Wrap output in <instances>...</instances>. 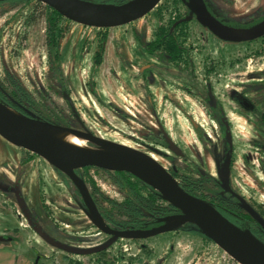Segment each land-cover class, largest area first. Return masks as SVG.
<instances>
[{"label":"rangeland","instance_id":"rangeland-1","mask_svg":"<svg viewBox=\"0 0 264 264\" xmlns=\"http://www.w3.org/2000/svg\"><path fill=\"white\" fill-rule=\"evenodd\" d=\"M214 3L235 20L264 13V0ZM33 6L34 2H26L0 13V78L7 71L34 99L35 95L50 98L65 113L69 110L63 98L70 97L79 120L96 136L147 153L164 167H170V158L181 173L194 177L189 170L194 163L212 176L216 172L209 151L201 147L184 114L203 127L211 144L222 148L220 131L198 94H207L204 76L209 77L230 125L232 187L264 207V130L256 113L238 104L245 98L256 111L264 106V52L255 56L263 50L264 39L223 42L191 21L187 34L192 77L164 56L145 52L140 41L152 40L161 25L151 12L146 18L108 29L102 63L92 71L98 30L71 23L61 40L60 81L48 70L44 17L29 19ZM209 67L215 73L208 74ZM157 121L185 159L169 157L168 150L150 142L158 133ZM57 174L42 158L30 157L0 137V264H235L214 243L186 233L140 242L120 240L97 255H68L50 247L38 232L79 252L98 251L111 242L90 224L79 209V198L72 195L73 188ZM88 178L104 195L122 199L102 172L89 170Z\"/></svg>","mask_w":264,"mask_h":264},{"label":"water","instance_id":"water-1","mask_svg":"<svg viewBox=\"0 0 264 264\" xmlns=\"http://www.w3.org/2000/svg\"><path fill=\"white\" fill-rule=\"evenodd\" d=\"M34 1L53 9L72 23L95 29H111L140 20L161 2V0H129L120 5H111L85 0ZM188 6L191 12L195 13L197 21L221 41L247 42L264 35V21L248 30L225 29L208 13L201 0H188ZM190 19L191 17H187L183 21L188 22ZM66 100L72 113H75L73 103L68 96ZM208 101L213 107L216 106L210 90ZM16 112L0 103V137L9 144L42 158L53 169L62 173L79 193L84 205L83 210L90 224L101 233L112 237L109 245L116 239L143 240L192 224L235 263L264 264L263 243L249 230L236 227L208 203L185 192L169 171L149 155L97 137L88 131H79L42 121L31 113L23 115ZM224 125L226 140L231 148L227 122H224ZM160 130L169 151L175 156H183L182 151L161 127ZM62 134L80 138L92 147L86 145L88 148L83 149L69 145L60 140ZM229 159V153H227L224 170L220 174L221 187L224 191H230ZM84 168L127 173L155 190L164 201L179 210L180 214L166 218L163 225L150 230H114L105 224L85 183L75 173L76 170ZM233 195L239 200L243 209L264 227V220L237 194L233 193ZM26 217L28 218V214ZM38 235L45 242L52 244L51 240L41 232H38ZM55 246L60 250L70 251L59 244Z\"/></svg>","mask_w":264,"mask_h":264},{"label":"trees","instance_id":"trees-1","mask_svg":"<svg viewBox=\"0 0 264 264\" xmlns=\"http://www.w3.org/2000/svg\"><path fill=\"white\" fill-rule=\"evenodd\" d=\"M92 3L98 4H111L120 5L128 2L129 0H85ZM183 0H162L155 8L154 11L159 18L161 25L157 28L154 34L153 40L150 42L140 41L145 52L149 55L160 54L167 58L169 62L173 65L181 67L187 66L191 63V50L192 46L188 42V29L187 23L181 18L185 14L181 15V10L184 8ZM210 13V15L221 25L228 29H241L245 27H252L260 24L264 21V13L259 16L256 20L251 22H244L243 20H235L229 18L227 13L218 8L215 5V0H201ZM26 2H32V0H4L0 1V13H3L7 9L16 7L19 4H24ZM6 9V10H5ZM150 14V13H149ZM147 14L144 18H146ZM187 14H193L189 8H187ZM39 16H43L45 20V46L48 59V70L53 73L60 81L62 80L60 76V46L61 40L66 36L67 25L72 22L66 20L60 16L53 9L39 3L34 2L33 10L30 15V21H35ZM195 16V15H194ZM177 22V23H176ZM108 29H103L98 31V45L97 50L93 54L91 70L93 71L96 67L101 65L103 60L104 45L107 39ZM263 54L261 52H256V55ZM211 67L209 70H212ZM63 91L68 95V91L63 88ZM21 100L22 104L29 105V107L37 106L39 109L38 115L42 121H47L55 125H60L64 127H71L72 121H75V115L71 110L65 113L61 108L55 106L56 104L50 98L44 99L41 103L36 104L32 96L25 93L21 88L18 79L12 74L5 71L3 76L0 78V103L3 105L19 112V102ZM65 102V100H64ZM259 124L264 129V108L261 110L259 115ZM153 144L165 146L164 142L161 143L151 140ZM87 146H91L87 144ZM31 157V155L29 154ZM27 160V159H25ZM94 170L102 172L95 168H84L76 170L75 173L79 178H81L89 189L92 195L97 194L100 198V209L99 212L103 218L106 225L114 226L119 229H130V230H142L145 228H150L160 224L161 220L158 219L157 222L150 221L149 224L144 225L147 221V217H162L167 218L172 216L173 212H178L173 210L174 208L170 206L160 195L150 188L149 186L142 183L135 177L124 173V172H102L108 180L123 194V199L120 203L112 200H108L105 197L95 181H90L88 178V171ZM57 171V170H56ZM64 180L72 185V183L65 178V176L57 171ZM171 172V171H170ZM172 173V172H171ZM173 174V173H172ZM175 176V174H173ZM176 177V176H175ZM87 178V180H86ZM186 180V181H185ZM180 187L192 196H197L196 194V181L190 175H183L180 177L179 181ZM204 192H209L211 189L208 185L202 184ZM212 193H216L213 192ZM78 195V193H77ZM217 195V194H216ZM107 202L106 204H104ZM233 209L240 210L235 205H232ZM244 213V212H243ZM245 216L248 217L246 213ZM228 218V217H227ZM236 227L241 230H245L244 227L236 225L235 222L230 221ZM180 232L188 233L190 235L202 238L205 241H209L194 225L186 224L180 230Z\"/></svg>","mask_w":264,"mask_h":264},{"label":"flooded vegetation","instance_id":"flooded-vegetation-1","mask_svg":"<svg viewBox=\"0 0 264 264\" xmlns=\"http://www.w3.org/2000/svg\"><path fill=\"white\" fill-rule=\"evenodd\" d=\"M0 1H4V0H0ZM162 1V0H161ZM32 2H36L34 0H32ZM183 4H184V8L181 10L182 14H185L184 17H182L181 19L184 20L186 19L187 17H191V19L186 22L187 25L188 23H190L191 21H195L197 22L201 27H203L206 31H208L213 37H215L206 27L202 26L198 21H197V17L195 15V13L193 14H187V8H189L188 6V0H183L182 1ZM156 8V7H155ZM155 8L153 9V11L155 10ZM190 9V8H189ZM207 10V9H206ZM222 10V9H221ZM152 12V11H151ZM150 12V13H151ZM209 13V12H208ZM224 13H226L224 11ZM210 14V13H209ZM195 15V16H194ZM228 15V14H227ZM263 15V12H258L255 16H250L249 19H240V20H243L244 22H251L253 20H256L259 16ZM229 18H231L230 16H228ZM233 19V18H232ZM177 23V22H176ZM221 25V24H219ZM222 27H224L223 25H221ZM254 26L252 27H245V28H242L241 30H248V29H252ZM226 29V27H224ZM95 29V28H94ZM98 31L100 30H103V29H97ZM228 30V29H227ZM216 39H218L217 37H215ZM264 39V35L262 37H259L257 39H254L252 41H247V42H254V41H257V40H263ZM153 40V39H152ZM145 41V40H143ZM151 41V40H150ZM150 41H145V42H150ZM224 42V41H223ZM247 42H243V43H247ZM259 52H264V48L262 51H259ZM191 55H192V51H191ZM192 60V59H191ZM191 64V63H190ZM187 65V66H181V67H178V66H175L177 69H181L182 71H186L187 73L191 74L192 77H193V71L190 69L191 68V65ZM209 68H207V71H208V74L211 73H215V69H212V70H209ZM209 77H206L204 76V79H206V82L204 83L203 87L205 88V91H207V94H203L202 91H199L198 94L203 96V101H204V105L206 107V110L209 112V115L210 117H212V119L215 121L219 131H220V142H221V150H218V146L217 144H211V139L209 138V136L207 135V133L205 132V130L203 129V127L200 125V124H197L195 121L193 123H191L190 120H193V118L190 116L189 113H185V117H186V120L188 121V123L193 127V130L196 134V138L198 140V142L200 143L201 147L204 149V150H207L209 151V154H210V158H211V161L212 163L214 164V169H215V172H216V176H212V174H210L208 171H204L202 170V166L199 165V164H196L194 163L192 166V168H189L190 172L194 173L196 176H194V180L196 181V194L198 197V199H200L201 201H204L206 203H208L209 205H211L212 207H214L223 217H225L228 221H233L235 222L236 225H239V226H242L244 227L245 230H249L252 235L258 239L261 243L264 244V227L262 225H260L257 221H255L244 209L243 207L241 206L239 200L233 195V193L237 194L241 199H243L263 220H264V207H262L261 204H257L256 202H252L250 199H247V198H244L242 195H240L239 193H237L234 188L232 187V184H231V180H230V173H231V167H232V153H233V146H232V137H231V133H230V125H229V122L227 121L226 117L224 116V112L222 110V107L220 105V103L216 100V98L214 97L215 99V102H216V106L213 107L209 101H208V91L210 90L212 95H213V91H212V85L210 82L207 81ZM20 83V82H19ZM21 88L24 90L25 93H28L30 94V92L27 90V88L25 86H23L21 83ZM31 95V94H30ZM32 96V95H31ZM214 96V95H213ZM33 98V97H32ZM39 98L36 97L35 95V103L36 104H39L41 103V101L44 99V97L42 98H39V100H37ZM63 98V97H62ZM70 99V97H69ZM37 100V101H36ZM65 100V104L67 105L68 109L71 110L69 104H68V101L66 99L63 98V101ZM71 100V99H70ZM17 101L19 102V107H20V111L18 113H21L23 115H28V113H31L33 115H35L38 119H40L39 115H38V112H39V109L37 106L35 107H29V105H25V104H22V101L21 100H18ZM238 104L240 106V108L242 109H245V110H248V111H253L256 113L257 115V122L259 121V115H260V110H262L264 108V106H262V108L259 110V111H256V109L254 108V105L253 103H250L248 102V100H246L245 98H242L238 101ZM72 111V110H71ZM74 115H76L75 117V121H72L71 123V127H68V128H72V129H76V130H79V131H88L90 133H92L90 131V129H88L83 122H81L79 120V116L76 114V113H73ZM156 115V114H155ZM76 118H78V120H76ZM41 120V119H40ZM80 121V122H78ZM224 122H227V125H228V132L230 133V138H231V148L226 140V129H225V125H224ZM74 124V125H73ZM157 124V128H158V133L156 134V136L154 137H150V142H152L151 140H154L155 142H158V143H161L162 141L164 142L165 146H161L163 148H165L166 150H168V153L170 154L169 157H176V158H182V159H185L186 158V155L185 153L182 151L183 153V156L179 157V156H175L171 151H169L168 149V146L162 136V132L160 130V127L162 128V124L157 121L156 122ZM259 124V122H258ZM260 125V124H259ZM260 127L262 128V126L260 125ZM163 129V128H162ZM263 129V128H262ZM164 130V129H163ZM264 130V129H263ZM166 133V132H165ZM93 134V133H92ZM95 135V134H93ZM96 136V135H95ZM168 136V135H167ZM98 137V136H97ZM169 137V136H168ZM170 138V137H169ZM171 139V138H170ZM171 141L178 147V145L171 139ZM87 143V142H85ZM88 144V143H87ZM156 145V144H154ZM179 148V147H178ZM134 149V148H133ZM152 149V148H151ZM180 149V148H179ZM22 151L24 152H27L23 149H21ZM137 150V149H136ZM181 150V149H180ZM140 151V150H139ZM152 151H154L152 149ZM142 152V151H141ZM144 153V152H143ZM159 153V152H158ZM227 153H229V163H228V167H229V178H228V184H229V189L230 191H224L221 187V182H220V174L222 173V171L224 170V165H225V162H226V155ZM28 154L31 155V153L28 152ZM147 154V153H145ZM148 155V154H147ZM163 156H165L164 154H162ZM150 156V155H149ZM151 157V156H150ZM154 159V158H153ZM170 163V167H164L166 170L169 171V173L176 179V181L178 182L179 184V181H180V177L185 175L183 173H181L177 168H175V164L173 163V161L168 158L167 159ZM261 165L264 166L263 162L261 161ZM80 170V169H79ZM175 174V176L171 173ZM102 172H105V171H102ZM56 173V172H55ZM105 173H109V172H105ZM113 173V172H111ZM57 176L62 179V181L64 182L65 185H67L68 187H72L73 188V192H72V195L74 197H76L78 200V206H79V209L81 211H83V213L85 214L83 208H84V205H83V202H82V199L80 198L79 196V193L77 192V190L75 189V187L72 185H70L69 183H67L63 177H61L59 174H57ZM66 178V177H65ZM81 179V178H80ZM110 181V180H109ZM186 181V180H185ZM84 182V181H83ZM85 183V182H84ZM111 183V182H110ZM202 184H206L209 186V188L211 189L209 192H204L203 191V188H202ZM86 185V184H85ZM180 186V185H179ZM87 189L89 191V194L93 200V202L95 203L97 209H98V212H99V209H100V198L97 194H93L91 193V190L89 189V186H87ZM115 187V186H114ZM116 188V187H115ZM100 189V188H99ZM118 190V189H117ZM101 191V190H100ZM213 192H216V193H212ZM120 192V191H119ZM78 193V195H77ZM102 193V192H101ZM121 193V192H120ZM103 194V193H102ZM122 194V193H121ZM217 194V195H216ZM104 195V194H103ZM105 197L108 198V200H112V201H115L117 203H120L123 199V194H122V199L117 201V200H114L106 195H104ZM107 202H105L104 204H106ZM232 205H235L237 206L238 208H240V210H236V209H233ZM174 211L177 210V209H173ZM178 212H173V214H171L172 216H169V217H173V216H176L178 214H180L179 210H177ZM246 213L248 215L245 216L244 213ZM100 213V212H99ZM101 215V214H100ZM86 216V214H85ZM228 217V218H227ZM86 218L88 219V217L86 216ZM168 218V217H167ZM147 221L144 223V225H147L150 223V221L152 222H157L158 219L161 220L160 224H156V226H152L150 228H145V229H142V230H134V231H144V230H150V229H153V228H157L161 225L164 224V221L166 218H160V217H154V216H149L146 218ZM89 220V219H88ZM90 222V221H89ZM93 226V225H92ZM109 226V225H107ZM36 227V226H34ZM110 228L114 229V230H119V231H127V230H130V229H119L117 227H114V226H109ZM183 227V226H182ZM178 228L172 232H168V233H163V234H178V233H183V232H180L179 230L182 228ZM35 229V228H33ZM96 229V228H95ZM97 232H100L99 230L96 229ZM188 234V233H186ZM162 235V234H160ZM108 236V235H107ZM158 236V235H157ZM155 237V236H154ZM111 236H109V240H111ZM153 238V237H151ZM150 239V238H148ZM120 240H124V239H116L114 240L113 242H117V241H120ZM143 240H147V239H143ZM143 240H130V241H143ZM52 244H49L46 242L47 245H49L50 247L52 248H55V249H58L60 250L59 248H57L55 245H58L56 244V242H53L51 241ZM211 242V241H210ZM213 243V242H212ZM113 244V243H112ZM111 244V245H112ZM60 245V244H59ZM109 245V247L111 246ZM65 248H67L68 250L70 251H63V250H60V251H63V252H66V254H74L76 256L78 255H81V253H83L84 255H97V254H102L104 253L108 248L104 249L103 252L101 251H97V252H93L91 253V251H89V253H87L88 251H80L81 253H78L79 251H74L72 250L71 248L67 247L66 245H61ZM77 252V253H75ZM230 258V257H229ZM231 259V258H230ZM233 261V260H232ZM234 262V261H233ZM235 263V262H234ZM237 264V263H235Z\"/></svg>","mask_w":264,"mask_h":264},{"label":"bare ground","instance_id":"bare-ground-1","mask_svg":"<svg viewBox=\"0 0 264 264\" xmlns=\"http://www.w3.org/2000/svg\"><path fill=\"white\" fill-rule=\"evenodd\" d=\"M60 140L69 144V145H72V146H75V147H78V148H83V149H86L88 147H86L84 145V141L80 138H77L73 135H69V134H62L60 136Z\"/></svg>","mask_w":264,"mask_h":264}]
</instances>
